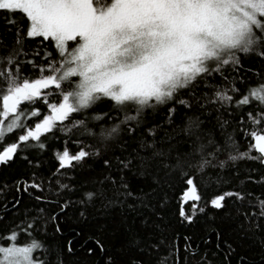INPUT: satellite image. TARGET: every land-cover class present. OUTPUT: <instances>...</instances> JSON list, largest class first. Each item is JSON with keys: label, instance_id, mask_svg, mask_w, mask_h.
<instances>
[{"label": "snow or ice", "instance_id": "6c2138e0", "mask_svg": "<svg viewBox=\"0 0 264 264\" xmlns=\"http://www.w3.org/2000/svg\"><path fill=\"white\" fill-rule=\"evenodd\" d=\"M0 25V264H210L198 224L264 264V0H0Z\"/></svg>", "mask_w": 264, "mask_h": 264}, {"label": "trees", "instance_id": "16d2710c", "mask_svg": "<svg viewBox=\"0 0 264 264\" xmlns=\"http://www.w3.org/2000/svg\"><path fill=\"white\" fill-rule=\"evenodd\" d=\"M0 27H2V25H0ZM257 63L256 59L253 57L251 59L246 58L245 61V68L253 65ZM247 78V77H246ZM48 91L49 94L51 95V89L49 90H45ZM57 97L55 95H52L50 102L56 100ZM25 108H29L32 107V105H28V104H24ZM35 107L39 108L41 112H46V108L43 106V103H39L36 104ZM35 122V121H33ZM13 139L12 136H8L7 140L5 143L7 142H11ZM247 146V142L246 141H242L241 142V150H243L244 147ZM69 150L72 151L74 150V146L69 144ZM255 154V153H253ZM237 163H239L242 167H244L245 169L249 168V167H255L258 168L259 166L256 165L253 162H247V164L244 161H238ZM259 173L260 174H264V169H259ZM15 172L13 169H9V168H2L0 167V182H9L11 183V179L14 176ZM227 177V173L224 174ZM197 182L199 183V178H197ZM236 181L233 179L231 181V184H235ZM231 184L229 185V187H231ZM251 187V185H250ZM226 190V189H225ZM213 190H210L209 192L205 193L203 191V189H201V194L205 196V198H207L209 195L212 194ZM9 199L11 198V194H9ZM32 201L30 200V198L25 195L22 201V206L21 208L23 209V206H31ZM3 214V209L0 208V215ZM13 219L12 216H9L7 218H5V220L3 222H0V229H6L7 226L10 224L11 220ZM173 228L175 229V231L177 233H179L180 235H184L187 234L188 232H191L192 229L191 228H185L180 226L179 224H177L175 221H173ZM202 237H207L210 239V243L208 245L207 251H208V260L210 261V264H224V256L226 255V253L223 252H217L216 248H215V244L217 243L216 241V237L214 234H210L207 230L203 229V224H198L196 226V238L200 239ZM23 239V237L21 238ZM203 251V246L202 249ZM241 254H243V252L241 251ZM250 257L254 260V261H258L259 260V255L256 253H250L249 254ZM238 259V257H232V264H236V260ZM188 264H193L192 259L189 257L188 259Z\"/></svg>", "mask_w": 264, "mask_h": 264}]
</instances>
